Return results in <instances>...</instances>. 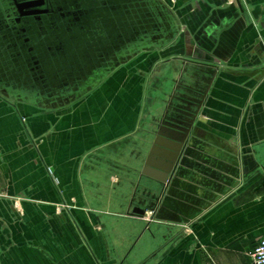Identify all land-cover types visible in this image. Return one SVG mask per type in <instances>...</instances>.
Instances as JSON below:
<instances>
[{
    "label": "crops",
    "instance_id": "crops-1",
    "mask_svg": "<svg viewBox=\"0 0 264 264\" xmlns=\"http://www.w3.org/2000/svg\"><path fill=\"white\" fill-rule=\"evenodd\" d=\"M176 1L171 42L68 103L0 87V264H253L264 234V0ZM146 63L153 92L134 71ZM187 88L205 91L190 152L161 182L148 157Z\"/></svg>",
    "mask_w": 264,
    "mask_h": 264
},
{
    "label": "flooded vegetation",
    "instance_id": "flooded-vegetation-1",
    "mask_svg": "<svg viewBox=\"0 0 264 264\" xmlns=\"http://www.w3.org/2000/svg\"><path fill=\"white\" fill-rule=\"evenodd\" d=\"M140 4L145 18H151L143 28L135 25ZM154 9L153 0H7L1 13L11 50L0 64V87L19 84L21 92L49 104L75 98L137 46L164 35V29H155ZM186 90L164 124L194 126L205 91Z\"/></svg>",
    "mask_w": 264,
    "mask_h": 264
},
{
    "label": "water",
    "instance_id": "water-1",
    "mask_svg": "<svg viewBox=\"0 0 264 264\" xmlns=\"http://www.w3.org/2000/svg\"><path fill=\"white\" fill-rule=\"evenodd\" d=\"M238 3L240 4L239 1ZM191 61L197 62L195 60ZM175 122V124L169 126V133L160 131V137L156 138L147 161L146 172H150L155 179L161 182H165L168 176L183 162L190 138V130L193 126L182 121ZM148 166H153L155 169H149ZM138 213L144 214L145 211L141 209L138 210Z\"/></svg>",
    "mask_w": 264,
    "mask_h": 264
},
{
    "label": "rangeland",
    "instance_id": "rangeland-1",
    "mask_svg": "<svg viewBox=\"0 0 264 264\" xmlns=\"http://www.w3.org/2000/svg\"><path fill=\"white\" fill-rule=\"evenodd\" d=\"M162 5H164V7H166V9L167 10H169L171 13H172V15H173V17H174V19H175V22H176V25H177V28H178V30H179V28H180V23H179V20H178V18L175 16V14H174V11H173V9H172V7L178 12L179 11V6H180V4L176 1V0H171V2H167V3H164V2H162ZM145 11V9L143 8V6H141V4H140V6H139V14H140V16L139 17H137L136 18V23H135V25H140L139 27L140 28H143V26H148V24H151L150 22H151V18L150 19H146L145 18V14L143 15V12ZM188 28V27H187ZM179 32V31H178ZM177 32V33H178ZM175 38V37H174ZM173 40V38L172 39H170L169 41H168V39H166V38H164V42H159V43H156V42H152L150 45H140V46H137L136 47V49H135V52H132L127 58H125L123 61H121V63H119V65H121L122 63H125V62H127V61H130L131 59H132V57L133 56H135V55H137L138 54V57H136V58H140L141 57V52L143 51V50H148V49H153L154 47H156V46H164L165 44H167L168 42H171ZM167 42V43H166ZM179 53H181V52H179ZM165 57H166V55H161V56H159L158 58H163V59H165ZM158 58H156V59H158ZM162 59V60H163ZM155 60V59H154ZM118 65V66H119ZM117 67V66H116ZM138 68H140V70L142 71V77L144 78L143 79V83L145 84L146 82H148L147 81V79H149V85H150V89H152L151 91L153 92L154 91V89L152 88V87H155L156 86V84L158 83V82H160V80L158 79H155L154 78V76L157 74L154 70V64H141V65H139V66H137V68H136V70H134V71H137L138 70ZM114 69V68H113ZM112 69V70H113ZM139 70V71H140ZM108 74V73H107ZM106 74V75H107ZM134 75H136V74H134ZM103 77H105V76H103ZM102 77V78H103ZM101 78V79H102ZM100 79V80H101ZM99 80V81H100ZM97 83V82H96ZM95 83V84H96ZM95 84H91L90 85V89H91V87L92 86H94ZM90 89H88V90H90ZM83 92H85V91H83ZM82 92V93H83ZM72 100V99H71ZM71 100H66V101H63V102H61V103H68V102H70ZM147 101V100H146ZM149 102V101H148ZM61 103H59V104H61ZM0 194H3V192L0 190ZM26 197H24V196H15V197H13V203L15 204V205H17V208H18V205H19V202L22 200V199H25ZM20 207V206H19ZM63 205H59V209H58V213L59 214H61L62 213V211H63ZM19 209V210H18ZM17 210L19 211V213H22V210H20L21 208H18Z\"/></svg>",
    "mask_w": 264,
    "mask_h": 264
},
{
    "label": "trees",
    "instance_id": "trees-1",
    "mask_svg": "<svg viewBox=\"0 0 264 264\" xmlns=\"http://www.w3.org/2000/svg\"><path fill=\"white\" fill-rule=\"evenodd\" d=\"M153 1L155 3V9L152 17L155 23V27H156L155 29L157 30L162 29V31L164 29L163 31L164 35L162 36L157 35L154 42L161 43L164 42V38L168 40L174 38L178 32V28L172 13L169 10H167L166 7H164V5H162V3H160L159 1L157 0H153ZM164 14L167 16V20L163 18ZM165 20L167 22H165Z\"/></svg>",
    "mask_w": 264,
    "mask_h": 264
},
{
    "label": "built area",
    "instance_id": "built-area-1",
    "mask_svg": "<svg viewBox=\"0 0 264 264\" xmlns=\"http://www.w3.org/2000/svg\"><path fill=\"white\" fill-rule=\"evenodd\" d=\"M231 2H235V0H231ZM250 255L253 264H264V234L257 239V242L250 250Z\"/></svg>",
    "mask_w": 264,
    "mask_h": 264
}]
</instances>
